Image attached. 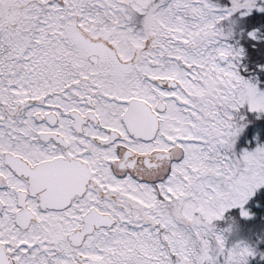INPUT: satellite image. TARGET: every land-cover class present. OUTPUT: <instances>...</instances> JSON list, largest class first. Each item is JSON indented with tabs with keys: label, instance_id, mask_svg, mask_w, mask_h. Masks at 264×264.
I'll return each mask as SVG.
<instances>
[{
	"label": "snow or ice",
	"instance_id": "1",
	"mask_svg": "<svg viewBox=\"0 0 264 264\" xmlns=\"http://www.w3.org/2000/svg\"><path fill=\"white\" fill-rule=\"evenodd\" d=\"M0 264H264V0H0Z\"/></svg>",
	"mask_w": 264,
	"mask_h": 264
},
{
	"label": "rangeland",
	"instance_id": "2",
	"mask_svg": "<svg viewBox=\"0 0 264 264\" xmlns=\"http://www.w3.org/2000/svg\"><path fill=\"white\" fill-rule=\"evenodd\" d=\"M254 146H255V145H254ZM254 146H253V147H254Z\"/></svg>",
	"mask_w": 264,
	"mask_h": 264
},
{
	"label": "trees",
	"instance_id": "3",
	"mask_svg": "<svg viewBox=\"0 0 264 264\" xmlns=\"http://www.w3.org/2000/svg\"><path fill=\"white\" fill-rule=\"evenodd\" d=\"M254 146V145H253Z\"/></svg>",
	"mask_w": 264,
	"mask_h": 264
}]
</instances>
